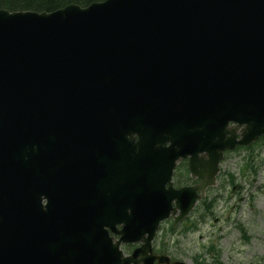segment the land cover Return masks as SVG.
Here are the masks:
<instances>
[{
    "label": "water",
    "instance_id": "95a60500",
    "mask_svg": "<svg viewBox=\"0 0 264 264\" xmlns=\"http://www.w3.org/2000/svg\"><path fill=\"white\" fill-rule=\"evenodd\" d=\"M237 130L264 136V0L0 10V264H183L151 253L197 198L174 162L203 192Z\"/></svg>",
    "mask_w": 264,
    "mask_h": 264
},
{
    "label": "rangeland",
    "instance_id": "374dc122",
    "mask_svg": "<svg viewBox=\"0 0 264 264\" xmlns=\"http://www.w3.org/2000/svg\"><path fill=\"white\" fill-rule=\"evenodd\" d=\"M253 147L250 169L244 168L251 157H247L248 151L230 154L224 162L216 188L207 194L210 198L218 196L213 217L198 222L197 217L203 210H195L190 222L177 225L173 233L166 232L163 238L162 231L158 232L156 248L162 241L170 257L195 264L200 256L205 264H213L215 261L211 262L204 250L213 243L219 251L221 264H264V146ZM226 173L235 178L237 188L232 195V186L226 185ZM214 219H217L215 224L212 223ZM191 223L195 224V229L184 231ZM237 224L245 230L248 240H243ZM166 228L164 225L163 229Z\"/></svg>",
    "mask_w": 264,
    "mask_h": 264
},
{
    "label": "trees",
    "instance_id": "16d2710c",
    "mask_svg": "<svg viewBox=\"0 0 264 264\" xmlns=\"http://www.w3.org/2000/svg\"><path fill=\"white\" fill-rule=\"evenodd\" d=\"M103 0H0V9L14 11L52 12L69 4L85 7Z\"/></svg>",
    "mask_w": 264,
    "mask_h": 264
}]
</instances>
